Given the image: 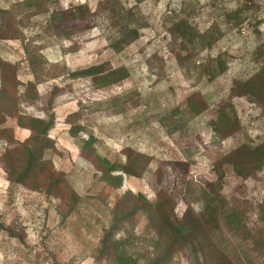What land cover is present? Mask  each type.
I'll return each instance as SVG.
<instances>
[{
    "label": "rangeland",
    "instance_id": "1",
    "mask_svg": "<svg viewBox=\"0 0 264 264\" xmlns=\"http://www.w3.org/2000/svg\"><path fill=\"white\" fill-rule=\"evenodd\" d=\"M25 1L0 0V9L16 14L23 37L0 40V64L19 84L2 102L13 98L17 114L36 118H43L52 102L55 125L49 137L55 150L45 152V159L64 174L81 202L71 209L57 190L46 195L42 186L37 191L28 184L10 186L0 163V223L13 235L0 232V264H110L96 260L110 228L111 241L125 243L128 257L149 264L157 236L147 228L146 214L137 210L125 219L136 206L125 195H141L151 204L157 193L164 195L172 201L171 222L181 224L185 212L200 214L202 192L213 191L215 162L240 145L264 142L261 109L245 98H229L232 82L249 79L264 61L255 55L264 43L258 5L255 0H119L124 13L112 18L99 6L105 0H48L36 9L22 7ZM80 6L89 10L87 16L52 22V15ZM181 20L195 35L172 33ZM125 27L138 28L139 36L115 52L110 45ZM99 64L108 71L124 68L128 77L106 87L94 79L68 78ZM193 99L200 110L189 109ZM228 102L239 129L224 136L217 126ZM69 119L75 137L68 134ZM0 128L14 130L19 142L27 137L13 118ZM90 141L96 155L112 162L123 163L126 149L149 160L140 162L138 177L123 176L122 186L114 189L82 157L80 150ZM3 148L0 143V153ZM223 172L220 195L239 211L248 237L218 233L219 244L208 234L214 248L206 243L202 253L210 260L213 251H221L235 262L236 250L240 264H264V167L247 179L229 166ZM168 264H191L190 248L175 251Z\"/></svg>",
    "mask_w": 264,
    "mask_h": 264
},
{
    "label": "trees",
    "instance_id": "2",
    "mask_svg": "<svg viewBox=\"0 0 264 264\" xmlns=\"http://www.w3.org/2000/svg\"><path fill=\"white\" fill-rule=\"evenodd\" d=\"M46 1L48 0H28L23 2L21 6L36 9L43 7V3ZM99 6L110 13L112 18L124 13L119 0H105ZM87 14H89V10L80 6L54 14L51 16V20L52 22H59L60 25L81 19ZM15 17L14 11L0 9V40L23 41L20 22L15 21ZM138 32V28L125 27L119 33L118 38L110 45L111 49L115 52L122 51L137 40ZM172 33L180 34L181 37L187 34L195 35V31L184 20L175 25ZM255 55L257 58L264 59V43L256 49ZM9 71L7 65L0 64V124L5 123L6 118H13L16 120L17 127L27 130L29 136L24 141L19 142L15 139L12 129L0 128V143L4 145L3 151L0 153V163L7 171L6 180L10 186L28 184L33 191L40 190L42 186L46 195H50L51 192L57 190V198L65 202L71 209H74L81 202V198L70 188L64 174L56 171L51 161L45 159V152L55 150L53 140L49 137V132L55 125L52 102H48L43 118L17 114L16 102L13 98L7 99V103L2 102L10 91L15 90V86L19 85L14 75L8 78ZM208 74L211 75L210 79L216 75L212 67H208ZM127 77L128 72L126 69L119 68L108 71L105 64L92 65L68 74L70 79H94V84L98 87L116 84ZM27 85L30 86V84ZM229 98H245L250 103L258 106L264 113V61H262L259 70L249 79L232 82ZM188 107L192 111L200 110L198 101L194 99L189 102ZM222 111L225 114V120L217 126V131H222L224 136L231 135L239 129L236 113L230 102L223 106ZM66 122L70 125L68 134L75 137L77 129L70 122V119ZM84 146L80 150L82 157L90 161L94 169L100 173L102 181L114 189L122 186L123 176L138 177L143 171L140 162L149 160L131 149H126L123 151L125 158L123 163L112 162L96 155L91 147V141L85 143ZM224 166H229L239 178H249L264 167V142L254 147L245 144L240 145L215 162L217 182L213 191L210 193L202 192V210L200 214L194 216L190 210L185 212L181 224L171 222L172 201L164 195L157 193V200L153 204L147 202L141 195L134 196L131 193L125 195V198L130 197L129 203L136 205L132 211L126 214L125 219L137 210L146 214L147 228L157 236L155 256L149 264H168L173 253L183 248L185 250L190 248L191 264L241 263V257L236 250H233L235 251L233 256L236 263L232 261V255L227 257L221 251H213L214 256L210 260H207L202 253L205 248H214L211 239L210 244H208V234H211L213 240L219 244L220 242L217 240L218 233L223 235V232H225L234 238H237L238 235H243V238L248 237L239 211L229 205L220 195L224 180ZM61 218H63L62 215ZM123 218V216L120 217L118 222L122 221ZM112 230L110 228L101 239L99 255L96 260L108 261L110 264H136L123 251L125 243L111 241L113 237ZM0 232L13 236L1 223ZM206 243L208 247L204 248Z\"/></svg>",
    "mask_w": 264,
    "mask_h": 264
},
{
    "label": "built area",
    "instance_id": "3",
    "mask_svg": "<svg viewBox=\"0 0 264 264\" xmlns=\"http://www.w3.org/2000/svg\"><path fill=\"white\" fill-rule=\"evenodd\" d=\"M259 8V17L257 18L262 24H264V0H255Z\"/></svg>",
    "mask_w": 264,
    "mask_h": 264
},
{
    "label": "crops",
    "instance_id": "4",
    "mask_svg": "<svg viewBox=\"0 0 264 264\" xmlns=\"http://www.w3.org/2000/svg\"><path fill=\"white\" fill-rule=\"evenodd\" d=\"M18 129H20V128H18ZM20 130H21L22 132H25V133L27 134V135H26L27 137H25L24 140H25L26 138H28V136H29V132H28L27 130H23V129H20ZM13 131H14V130H13ZM14 136H15V131H14ZM15 139H16V137H15ZM16 140H17V139H16ZM24 140H22V141H24ZM17 141H18V140H17ZM22 141H21V142H22Z\"/></svg>",
    "mask_w": 264,
    "mask_h": 264
}]
</instances>
